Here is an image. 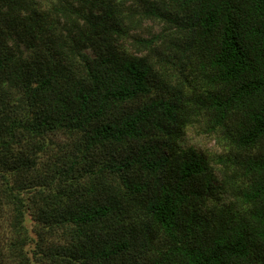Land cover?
Masks as SVG:
<instances>
[{"label":"trees","instance_id":"obj_1","mask_svg":"<svg viewBox=\"0 0 264 264\" xmlns=\"http://www.w3.org/2000/svg\"><path fill=\"white\" fill-rule=\"evenodd\" d=\"M4 216L0 264H264V0H0Z\"/></svg>","mask_w":264,"mask_h":264},{"label":"rangeland","instance_id":"obj_2","mask_svg":"<svg viewBox=\"0 0 264 264\" xmlns=\"http://www.w3.org/2000/svg\"><path fill=\"white\" fill-rule=\"evenodd\" d=\"M184 144L195 147L199 152L204 153L209 158H212L218 152L213 138L207 137L203 133L200 134L194 129L188 130L185 135ZM3 220L0 219V245H3V240L6 238L2 234H5V230H8L7 217L4 216ZM27 225L30 227L31 223Z\"/></svg>","mask_w":264,"mask_h":264}]
</instances>
